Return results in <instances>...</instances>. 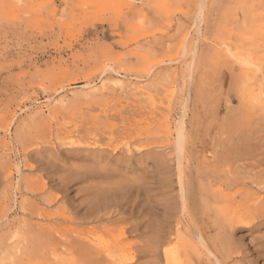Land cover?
I'll use <instances>...</instances> for the list:
<instances>
[{
  "label": "rangeland",
  "instance_id": "1",
  "mask_svg": "<svg viewBox=\"0 0 264 264\" xmlns=\"http://www.w3.org/2000/svg\"><path fill=\"white\" fill-rule=\"evenodd\" d=\"M260 185L264 0H0V264H264Z\"/></svg>",
  "mask_w": 264,
  "mask_h": 264
},
{
  "label": "bare ground",
  "instance_id": "2",
  "mask_svg": "<svg viewBox=\"0 0 264 264\" xmlns=\"http://www.w3.org/2000/svg\"><path fill=\"white\" fill-rule=\"evenodd\" d=\"M185 115V114H184ZM183 123L180 124V126L178 127V130H177V141H176V144H177V150L181 151V148L184 146V141H185V133H184V128L182 127ZM186 129V128H185ZM95 143V142H94ZM96 144V143H95ZM87 145V144H86ZM107 145V144H106ZM80 146V145H79ZM91 146V145H90ZM82 147V146H81ZM100 147V146H99ZM140 147V146H138ZM145 146L142 145V147H140L139 149H137V151L139 150L140 152H144L145 150H147V148H144ZM105 148V147H104ZM137 148V147H136ZM253 162V160H252ZM239 170V169H238ZM239 172V171H238ZM104 173V172H103ZM253 174V172H252ZM243 175V174H242ZM254 175V174H253ZM256 176V175H255ZM258 176V175H257ZM241 178V176H239ZM255 178V177H254ZM237 179V178H236ZM256 179V178H255ZM263 179V178H262ZM256 181V180H255ZM262 181V180H261ZM184 182V181H183ZM130 183V182H129ZM133 183V182H131ZM233 183V182H232ZM249 183V182H248ZM184 184V183H183ZM250 184V183H249ZM253 184V183H252ZM260 184V183H259ZM129 185V184H128ZM136 185V184H134ZM251 185V184H250ZM254 185V184H253ZM133 186V185H132ZM247 186V185H246ZM255 186V185H254ZM259 186V185H258ZM257 186V187H258ZM261 186V185H260ZM125 187V186H124ZM123 186L119 187L118 185V188L115 190H112L110 191L109 195H112V196H117L118 194L122 193L123 191ZM138 187V186H137ZM135 186V188H137ZM140 187V186H139ZM262 187V186H261ZM131 188V187H130ZM134 188V187H133ZM132 188V189H133ZM141 188V187H140ZM139 188V189H140ZM185 188V187H184ZM259 188V187H258ZM256 188V189H258ZM264 188V187H262ZM141 190V189H140ZM137 191V190H136ZM260 191V190H259ZM100 192V191H99ZM106 192V191H105ZM143 192V191H142ZM131 193V192H130ZM263 193V192H262ZM98 194V192H97ZM133 194V193H132ZM139 194V192H138ZM137 194V195H138ZM96 195V194H95ZM104 195V194H103ZM121 195V194H120ZM181 195H182V201L184 203V206L186 205V200L189 199L187 198V193L185 191V189L182 190L181 192ZM126 196V195H125ZM247 196V195H246ZM254 196V195H253ZM111 197V196H110ZM119 197V196H118ZM248 197V196H247ZM142 198V197H141ZM139 199V197H138ZM212 199V198H211ZM247 199V198H245ZM253 199V198H252ZM56 200V199H55ZM110 200V199H108ZM107 200V201H108ZM121 200V199H120ZM254 200V199H253ZM111 201V200H110ZM115 201V199H114ZM109 202V201H108ZM110 203V202H109ZM111 204V203H110ZM258 204H255V205H248L246 201H244L243 203H241L239 206H238V210H235L233 211V213L231 214V217L228 219V224H231L233 223L234 225L236 226H240V227H244V228H250V229H254L256 227L259 226L258 223H256L257 219L258 218H261L262 215L264 216V207H260L258 208L257 207ZM229 207V206H228ZM190 209V208H189ZM187 209V210H189ZM183 210V209H182ZM202 210V209H201ZM130 211V210H129ZM202 212V211H201ZM181 214V213H180ZM184 216V215H183ZM183 218V217H182ZM190 219V218H189ZM207 219V218H206ZM186 220V219H185ZM195 220V218L193 219ZM183 222V221H182ZM184 223V222H183ZM182 223V224H183ZM190 223V222H189ZM192 224V222H191ZM180 225V224H179ZM184 226H187V225H184ZM190 227V226H189ZM196 227V226H195ZM166 229L163 230V233L164 234H170V227L167 226L165 227ZM186 228V227H185ZM191 228V227H190ZM220 228V227H219ZM261 228V227H260ZM188 229V228H187ZM140 230V229H139ZM160 230V229H159ZM181 230H182V226H178V230H177V233L178 235L181 234ZM184 230V229H183ZM199 231V230H198ZM218 231V230H217ZM223 231V230H222ZM225 231V230H224ZM186 232V231H185ZM191 236H190V241H191V245L188 246V249H194L196 250L198 247L199 248H202L204 250H206L209 254V257L207 259V264H224L225 261L229 258H224L222 255H220L218 252H214V251H211L212 247L209 246L208 242L209 240L206 241L204 235L202 233H198V235L196 236L193 232H192V229L191 231L189 230ZM187 232V233H189ZM183 234V233H182ZM225 234V233H224ZM186 236V235H185ZM216 237V236H215ZM220 238V237H219ZM216 239V238H214ZM220 241V240H219ZM213 242V241H212ZM234 242V241H233ZM218 243V242H216ZM260 243V242H259ZM263 244V243H262ZM227 245V244H226ZM129 248H132V246H128ZM216 245L214 244L213 245V249L216 250ZM186 248V247H185ZM147 249V248H146ZM224 250H229L227 248H224ZM258 250V249H257ZM229 255V254H228ZM230 257V256H228ZM228 261V260H227ZM133 262V259H127L125 261H123L122 264H131ZM198 263V261H197ZM204 263V262H202ZM206 264V263H205Z\"/></svg>",
  "mask_w": 264,
  "mask_h": 264
}]
</instances>
